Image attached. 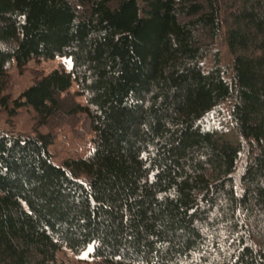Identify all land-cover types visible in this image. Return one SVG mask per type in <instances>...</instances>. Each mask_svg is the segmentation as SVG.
I'll return each mask as SVG.
<instances>
[{"label": "trees", "instance_id": "obj_1", "mask_svg": "<svg viewBox=\"0 0 264 264\" xmlns=\"http://www.w3.org/2000/svg\"><path fill=\"white\" fill-rule=\"evenodd\" d=\"M219 39L229 72L201 62ZM56 58L0 106L80 114L94 149L0 133V264H264V0H0V82Z\"/></svg>", "mask_w": 264, "mask_h": 264}, {"label": "rangeland", "instance_id": "obj_2", "mask_svg": "<svg viewBox=\"0 0 264 264\" xmlns=\"http://www.w3.org/2000/svg\"><path fill=\"white\" fill-rule=\"evenodd\" d=\"M217 53L221 66L229 72L231 57L225 43L219 39L213 46L212 51L206 55L201 62L210 66ZM71 63L68 59L56 58L47 61H31L19 72L14 64L7 67L6 78L0 82V100L6 99L11 107V102L19 95L55 69L68 71ZM76 85H72L70 90L62 95L71 104L84 105L85 101L77 94ZM229 103L221 105V110L226 119V111ZM219 128L229 131L228 137L233 138L234 134L230 126L222 120ZM0 133L21 134L26 136H36L50 133L53 136V143L49 147L53 162L61 165L67 159L86 158L94 149V133L90 130L84 116L78 114L74 117L62 116L58 120H50L48 125H41L37 115L30 107L21 109L13 117H9L4 108L0 106ZM56 264H93L87 254L79 256L73 255L70 251L63 249L56 255Z\"/></svg>", "mask_w": 264, "mask_h": 264}]
</instances>
